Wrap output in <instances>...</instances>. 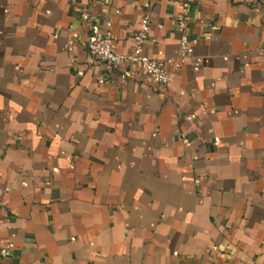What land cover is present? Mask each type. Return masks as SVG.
<instances>
[{
	"label": "crops",
	"instance_id": "0c3cea01",
	"mask_svg": "<svg viewBox=\"0 0 264 264\" xmlns=\"http://www.w3.org/2000/svg\"><path fill=\"white\" fill-rule=\"evenodd\" d=\"M146 15L165 86L87 47ZM263 46L264 0H0V264H264Z\"/></svg>",
	"mask_w": 264,
	"mask_h": 264
},
{
	"label": "built area",
	"instance_id": "2783aa9c",
	"mask_svg": "<svg viewBox=\"0 0 264 264\" xmlns=\"http://www.w3.org/2000/svg\"><path fill=\"white\" fill-rule=\"evenodd\" d=\"M85 25L89 24L90 16L87 12L81 15ZM151 19L148 15L141 20L139 28L133 36V49L128 53H119L113 48V34L110 29L99 30L93 29L92 34L87 42L90 53L97 59L105 62L109 68H120L125 65L132 67L138 65L143 71L150 75L155 83L165 86L169 82L168 67L175 64L174 58H152L146 55L144 44L150 28ZM178 29L181 32L186 30V21H178ZM264 49V46L262 47ZM191 43L187 38H183L180 44L179 64L185 62L190 56ZM128 74L124 72L122 77Z\"/></svg>",
	"mask_w": 264,
	"mask_h": 264
}]
</instances>
